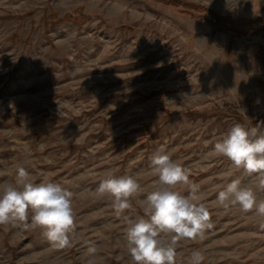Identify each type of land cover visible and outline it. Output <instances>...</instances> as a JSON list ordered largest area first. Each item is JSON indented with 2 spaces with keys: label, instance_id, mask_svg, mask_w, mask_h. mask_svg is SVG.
<instances>
[{
  "label": "rangeland",
  "instance_id": "374dc122",
  "mask_svg": "<svg viewBox=\"0 0 264 264\" xmlns=\"http://www.w3.org/2000/svg\"><path fill=\"white\" fill-rule=\"evenodd\" d=\"M180 1L205 10L0 0V184L14 182L17 166L61 184L74 194L77 226L73 246L59 249L39 229L0 225V264H87L88 241L96 264H133L124 229L144 197L117 214L92 193L110 173L154 190L150 157L161 146L210 211L204 238L178 243L177 264L193 250L202 264H264V218L216 200L233 179L255 182L213 151L234 124L264 120V0Z\"/></svg>",
  "mask_w": 264,
  "mask_h": 264
},
{
  "label": "clouds",
  "instance_id": "9594fccd",
  "mask_svg": "<svg viewBox=\"0 0 264 264\" xmlns=\"http://www.w3.org/2000/svg\"><path fill=\"white\" fill-rule=\"evenodd\" d=\"M213 151L255 182L250 186L240 179L231 180L218 192L217 203L264 218V198L258 195L264 192V121L251 128L234 124L214 144ZM150 166L159 181L152 191L145 193L132 176L115 177L110 173L92 194L110 197L117 214L131 209L133 198L143 196L137 201L143 214L126 218L124 239L131 260L133 264H177L178 243L203 239L205 230L211 227L210 211L202 202L198 185L190 180L189 170L173 160L163 146L151 155ZM177 185H184L187 195L176 190ZM73 195L59 183L35 182L26 168L17 166L14 182L0 184V225L23 224L26 229H39L53 247L71 248L77 228ZM87 245V264H96L97 245L92 241ZM203 260L201 252L193 250L188 264H202Z\"/></svg>",
  "mask_w": 264,
  "mask_h": 264
},
{
  "label": "trees",
  "instance_id": "16d2710c",
  "mask_svg": "<svg viewBox=\"0 0 264 264\" xmlns=\"http://www.w3.org/2000/svg\"><path fill=\"white\" fill-rule=\"evenodd\" d=\"M163 1L165 3H167L169 5H173V6H183L185 8H192V9H196V10H205L201 6H197V5H194V4H191V3H187V2H182L180 0H163ZM206 11L211 13V15H212L211 18H212V20L214 21L215 24L216 23H221V22H219L220 19H218L219 17L216 16L215 12H212L210 10H206ZM222 23H223V25H226L224 22H222ZM262 121H264V120H261V121L255 120V121L252 122V124L256 126V124H258V123H260Z\"/></svg>",
  "mask_w": 264,
  "mask_h": 264
}]
</instances>
